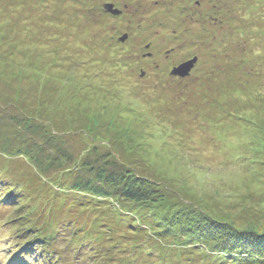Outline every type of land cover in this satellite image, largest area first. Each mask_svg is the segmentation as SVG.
<instances>
[{"label":"rangeland","instance_id":"1","mask_svg":"<svg viewBox=\"0 0 264 264\" xmlns=\"http://www.w3.org/2000/svg\"><path fill=\"white\" fill-rule=\"evenodd\" d=\"M122 261L264 264V0H0V264Z\"/></svg>","mask_w":264,"mask_h":264},{"label":"trees","instance_id":"2","mask_svg":"<svg viewBox=\"0 0 264 264\" xmlns=\"http://www.w3.org/2000/svg\"><path fill=\"white\" fill-rule=\"evenodd\" d=\"M228 1V0H227ZM232 1H235V0H232ZM231 8H228V10H230ZM260 50V49H259ZM120 174V177L117 178L115 175L116 173L113 171V170H110V172H107L106 170H100L97 174V178L99 179H102L104 182H106L107 184H110V183H114V186L113 187V191H121L123 192L122 193V197L126 200H129L130 202H133L135 204H145L148 200V197H146L147 195L143 194L141 192V189H139L138 185H135L133 183L131 184H127V183H130V181L127 180V183H124V186L121 188L118 184H117V180H115V178L117 179H127L126 175L123 174V173H119ZM78 184V183H77ZM80 186H82V184H78ZM96 191H93V192H96L97 194H101L103 196H106L104 202L106 201H111V198L112 197V193L110 191H107L104 190L103 188H99V187H96L95 189ZM101 190H104L103 192H101ZM215 223H218V222H215ZM169 224V227H176L177 225L176 224H172V223H168ZM49 224H46V226H48ZM165 225V224H163ZM161 229H165L164 226H159V230L157 231L156 234H160L161 233ZM40 230H38L39 232ZM55 232L51 231L49 234H43V233H38L37 235H33V237H35V241L36 242H41V241H46L48 240V238L50 237V239H52L53 237L51 236V234L53 235ZM83 233V232H82ZM163 233V232H162ZM32 237V238H33ZM113 240V239H112ZM35 241H31L28 243V244H34ZM122 242L121 241H118L115 245H113V247L111 248L113 251H119V250H122L120 246ZM48 247V246H47ZM50 247V246H49ZM52 248V247H51ZM99 251H95V252H101L102 253V250L101 249H98ZM17 254H19L18 250L16 251ZM21 254V253H20ZM16 257V256H15ZM134 261V260H133ZM119 264H132V261H129V262H126V261H122L120 262Z\"/></svg>","mask_w":264,"mask_h":264},{"label":"water","instance_id":"3","mask_svg":"<svg viewBox=\"0 0 264 264\" xmlns=\"http://www.w3.org/2000/svg\"><path fill=\"white\" fill-rule=\"evenodd\" d=\"M107 12L112 13V14H118L119 12H116V10L112 11V6L108 5L106 6ZM124 39V38H122ZM121 39V40H122ZM197 62V58L193 57L192 59H189L185 62H182L181 64H179L177 67H175L172 71H171V75L179 77V78H185L187 77L191 70L193 69L194 65Z\"/></svg>","mask_w":264,"mask_h":264},{"label":"bare ground","instance_id":"4","mask_svg":"<svg viewBox=\"0 0 264 264\" xmlns=\"http://www.w3.org/2000/svg\"><path fill=\"white\" fill-rule=\"evenodd\" d=\"M171 75V74H170ZM173 76V75H172Z\"/></svg>","mask_w":264,"mask_h":264},{"label":"clouds","instance_id":"5","mask_svg":"<svg viewBox=\"0 0 264 264\" xmlns=\"http://www.w3.org/2000/svg\"><path fill=\"white\" fill-rule=\"evenodd\" d=\"M185 62V61H184Z\"/></svg>","mask_w":264,"mask_h":264},{"label":"flooded vegetation","instance_id":"6","mask_svg":"<svg viewBox=\"0 0 264 264\" xmlns=\"http://www.w3.org/2000/svg\"><path fill=\"white\" fill-rule=\"evenodd\" d=\"M187 61V60H186Z\"/></svg>","mask_w":264,"mask_h":264}]
</instances>
